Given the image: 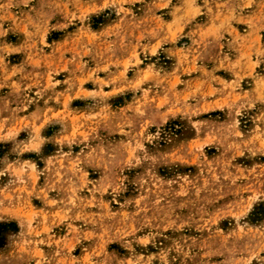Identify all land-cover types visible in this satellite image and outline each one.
<instances>
[{
    "label": "rangeland",
    "instance_id": "obj_1",
    "mask_svg": "<svg viewBox=\"0 0 264 264\" xmlns=\"http://www.w3.org/2000/svg\"><path fill=\"white\" fill-rule=\"evenodd\" d=\"M106 3L0 0V264H264V0Z\"/></svg>",
    "mask_w": 264,
    "mask_h": 264
},
{
    "label": "clouds",
    "instance_id": "obj_2",
    "mask_svg": "<svg viewBox=\"0 0 264 264\" xmlns=\"http://www.w3.org/2000/svg\"><path fill=\"white\" fill-rule=\"evenodd\" d=\"M96 3L98 4V8L96 9L97 14L103 11L104 8L111 7L108 3H106V0H96ZM157 139H159V133H157ZM242 154V153H241ZM100 159L102 163L111 164V158H105L102 154H100ZM141 161L145 162L149 166H171L173 168H178L181 164H183L185 161L180 159L178 155L173 154H161L156 153L153 155H149L148 153H142L139 156V160H136L133 158V163H140ZM106 190V189H105ZM119 195L118 188H113V198ZM261 198H264V192L261 193ZM241 202H237V205H234V207H237L238 204ZM243 203H246L244 201ZM175 223V221H173ZM177 227H183V224H177ZM135 229H128L127 231H122L119 235L128 236L129 242L127 243V247L131 250L132 249V243H137L141 245H147L150 242L153 241V234H149L147 238L139 239L135 236ZM4 240L3 233L0 232V241ZM261 240H264V236H261Z\"/></svg>",
    "mask_w": 264,
    "mask_h": 264
}]
</instances>
